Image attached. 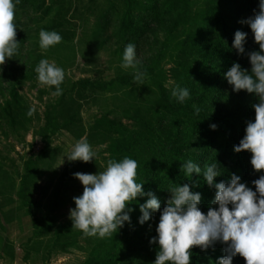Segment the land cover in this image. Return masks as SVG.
<instances>
[{"label":"rangeland","instance_id":"rangeland-1","mask_svg":"<svg viewBox=\"0 0 264 264\" xmlns=\"http://www.w3.org/2000/svg\"><path fill=\"white\" fill-rule=\"evenodd\" d=\"M43 1L41 10L29 6L14 16L23 40L16 33L19 48L0 65V264L87 263L92 237L72 227L68 215L75 207L72 198L83 189L73 173L103 171L113 159L112 139L138 131L132 114L137 109L135 97L144 102L139 104L144 115L151 114L149 103L160 88L169 101L177 102L171 91L179 87L174 68L182 61L184 33L190 19L197 13L202 16L210 0ZM128 4L134 27L144 29L137 39L123 26ZM159 7L161 16L156 21ZM143 13L153 19L143 18ZM41 29L58 32L60 43L41 49ZM128 43L135 45L137 69L144 73L141 81L133 80L134 69L120 67ZM42 58L64 71L59 96L52 94L54 87L36 78L34 68ZM123 75L135 84L116 90L115 80ZM80 80L108 83V87H88L81 92L76 85ZM131 89L129 96L124 94ZM185 101L207 113L217 107L211 95L202 101L193 96ZM96 123L114 126L106 133L100 126L94 129ZM82 137L95 157L88 162L69 161L66 156ZM23 184L25 197L19 192ZM38 222L45 227L40 235L35 229ZM57 230L59 240L55 239Z\"/></svg>","mask_w":264,"mask_h":264},{"label":"trees","instance_id":"trees-1","mask_svg":"<svg viewBox=\"0 0 264 264\" xmlns=\"http://www.w3.org/2000/svg\"><path fill=\"white\" fill-rule=\"evenodd\" d=\"M43 2V0L41 2L18 0L14 16L29 6L41 10ZM34 4L36 5L33 6ZM47 10L48 8H45L43 12ZM131 10L132 7L128 4L123 26L137 39L144 33V29L134 27ZM160 10L161 7L155 14L156 21L161 16ZM202 11V16L197 13L190 19V23L188 22L189 28L184 33L185 47L179 55L182 61L178 62L174 73L179 87L189 90V97H198V100L202 101L205 96L211 95L217 104L216 109L212 113L200 110L196 114L189 101L172 103L167 93L160 88L156 96L151 99L152 103H149L151 114L144 115L139 109V104L144 102L139 100L141 98L135 97L134 105L137 109L132 114L138 131L112 139L111 144H114L115 148L111 154L117 161L125 156L136 161L137 182L142 183V191L145 193L151 191L160 200L161 209L170 198L168 189L188 184L190 191L200 193L201 201L198 207L206 214L208 207H216L210 203L214 198L215 189L205 183L202 175L207 165L215 163L218 172L221 173L214 177V183L227 182L230 175L235 174L240 177V182L245 183L253 191L255 189L252 181L262 174L260 170L254 171L251 168L249 152L233 151V146L238 145L244 135L246 122L254 119L252 105L258 103L259 98L245 90L234 92L224 77V73L233 62L238 63L242 69L250 70L248 53L259 52L260 49L258 43L254 42L250 29L243 23L246 18L253 15L254 11H259L258 0H210L205 3ZM185 12L184 10L180 14L183 15ZM191 14L194 13L188 12L189 16ZM142 17L153 19L148 13H143ZM16 20L15 18L13 20L16 25L15 35L19 26ZM237 30L247 34L243 44L244 52L239 54L232 47L234 32ZM17 34L22 35L19 32ZM23 36L19 39L23 40ZM129 78L128 75L117 77L114 84L116 90L123 89L122 86L125 88V85L127 88L133 87L132 84L135 83L131 84ZM107 84H95L90 80L76 82L81 92L88 87L106 88ZM131 91L132 89L124 94L129 96ZM233 100H236V103ZM246 101H252V105H244ZM10 108L8 106V112ZM11 120L14 122L15 118L11 117ZM101 124L96 123L94 129L100 126L109 133L114 126V124L107 126ZM210 124L216 125L215 130L210 129ZM104 131L100 133L101 136L104 135ZM187 160H192L201 167L200 175L185 174L182 165ZM58 185L56 194L59 193ZM26 190L23 184L19 192L25 197ZM146 199V196H138L126 205V208L132 209L129 213L130 221L125 222L123 227L118 228L112 235L104 238L91 236L90 242L93 247L86 264H153L158 246L155 243L150 244L149 240L156 235L155 226L158 222L159 210L150 213V219L139 224L138 205L144 203ZM43 219L49 224L52 223L51 218L43 216ZM35 226L37 234H42L45 228L42 222H38ZM60 237V231L57 230L55 239L59 240ZM226 243L217 241L203 251L199 246H192L189 249L190 264H216L217 258L225 255L223 249ZM62 247L66 246L63 244ZM231 264H245V262L243 257L237 254Z\"/></svg>","mask_w":264,"mask_h":264},{"label":"clouds","instance_id":"clouds-1","mask_svg":"<svg viewBox=\"0 0 264 264\" xmlns=\"http://www.w3.org/2000/svg\"><path fill=\"white\" fill-rule=\"evenodd\" d=\"M16 3L18 0H0V65L19 47L13 23ZM258 9L243 21L260 49L259 52L248 53L250 70L233 62L224 73L234 92L245 90L259 98V102L252 105L254 119L246 122L243 137L238 145L233 146L234 152H249L251 168L262 173L252 181L255 190L240 182V177L235 174L230 175L227 182L214 183V177L221 173L212 163L204 168L202 175L205 183L215 189L210 202L215 208L210 206L206 214L202 213L198 207L200 193L190 191L189 185L183 184L168 189L170 198L161 209L160 200L151 191H142V183L137 182L134 159L126 156L119 161L110 159L101 172L73 173L83 189L79 196L72 198L75 207L68 214L72 227L86 236H110L130 221L132 209L126 205L138 196H146L145 202L138 205L140 216L137 222L143 224L150 219V213L159 210L156 235L149 240L150 244L158 246L153 264H190L189 249L192 246H199L203 251L217 241L227 243L223 249L225 255L217 258L216 264H231L237 254L243 257L245 264H264V0H258ZM246 35L239 30L234 32L232 47L238 54L244 52ZM61 39L56 31L41 29L38 33V45L44 50L60 43ZM137 63L135 45L128 43L120 67L134 69L133 80L141 81L144 73L137 69ZM34 72L40 84L54 87L53 95L61 94L60 85L64 79L61 67L42 58ZM189 95V90L183 87L171 91V96L180 103ZM193 110L196 114L200 111L195 105ZM209 127L215 130L216 125L210 124ZM95 155L86 138L82 137L75 142L66 158L88 162ZM182 168L187 176L201 174V167L192 160H187Z\"/></svg>","mask_w":264,"mask_h":264}]
</instances>
